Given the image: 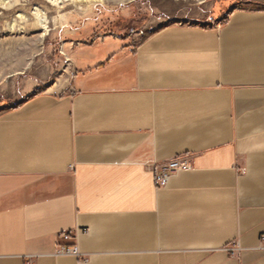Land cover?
I'll use <instances>...</instances> for the list:
<instances>
[{"label":"crops","instance_id":"obj_1","mask_svg":"<svg viewBox=\"0 0 264 264\" xmlns=\"http://www.w3.org/2000/svg\"><path fill=\"white\" fill-rule=\"evenodd\" d=\"M125 42L0 108V264H264V11Z\"/></svg>","mask_w":264,"mask_h":264},{"label":"rangeland","instance_id":"obj_2","mask_svg":"<svg viewBox=\"0 0 264 264\" xmlns=\"http://www.w3.org/2000/svg\"><path fill=\"white\" fill-rule=\"evenodd\" d=\"M57 3L0 0V108L18 106L55 84L67 86L74 73L72 53L94 42L111 38L136 45L166 27L214 29L233 12L264 11V0Z\"/></svg>","mask_w":264,"mask_h":264},{"label":"built area","instance_id":"obj_3","mask_svg":"<svg viewBox=\"0 0 264 264\" xmlns=\"http://www.w3.org/2000/svg\"><path fill=\"white\" fill-rule=\"evenodd\" d=\"M191 168V160L188 156H179L165 163L156 164L153 168L156 188L163 189L167 187L174 177L181 173L190 171ZM59 239L69 242L72 240V237L67 233H63L59 235ZM262 241L264 242V237ZM57 255L81 257L82 254L78 246H64L58 249Z\"/></svg>","mask_w":264,"mask_h":264},{"label":"bare ground","instance_id":"obj_4","mask_svg":"<svg viewBox=\"0 0 264 264\" xmlns=\"http://www.w3.org/2000/svg\"><path fill=\"white\" fill-rule=\"evenodd\" d=\"M57 1L58 0H52V3L54 4V5H58V3H57ZM69 1V0H68ZM73 2H77V3H79V4H92L93 2H95V1H98V0H72ZM100 1H104V0H100ZM40 23H42V22H40Z\"/></svg>","mask_w":264,"mask_h":264},{"label":"trees","instance_id":"obj_5","mask_svg":"<svg viewBox=\"0 0 264 264\" xmlns=\"http://www.w3.org/2000/svg\"><path fill=\"white\" fill-rule=\"evenodd\" d=\"M37 94H39V93H37Z\"/></svg>","mask_w":264,"mask_h":264}]
</instances>
